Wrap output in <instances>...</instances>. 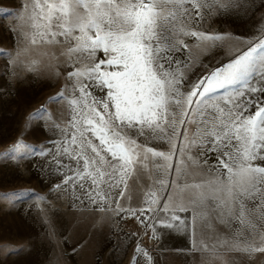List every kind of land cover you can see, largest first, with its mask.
Returning <instances> with one entry per match:
<instances>
[{
	"label": "snow or ice",
	"instance_id": "6c2138e0",
	"mask_svg": "<svg viewBox=\"0 0 264 264\" xmlns=\"http://www.w3.org/2000/svg\"><path fill=\"white\" fill-rule=\"evenodd\" d=\"M247 7L244 0H24L16 19L26 46L14 57L4 53L10 63H22L29 46L49 45L62 49L71 68L61 91L48 98L64 102L70 120L61 126L42 105L28 125L43 121L47 130L51 122L61 134L50 142L55 154L47 153L62 176L56 189L70 187L81 199L79 188L89 203L109 209L115 199L117 214L147 221L153 235L156 223L190 231L193 251L207 253L210 261L241 264L247 257L250 264L264 254V24L248 38L193 27L205 12ZM189 38L196 43H186ZM229 40L242 47L234 45L226 62L192 80L200 63L192 49L206 54ZM39 63L25 67L36 71ZM154 142L169 150H157ZM37 150L45 154L21 140L10 149L21 159ZM212 156L214 164H201V157ZM190 168H206L197 175L211 178L187 183ZM146 176L147 187L141 184ZM133 186L140 206L124 207L121 200L132 199ZM174 189L189 194L187 204L174 203ZM27 191L4 195L15 199ZM189 208L190 220L177 214ZM213 221L230 234L209 244L204 232L215 230ZM134 252L151 264L139 244Z\"/></svg>",
	"mask_w": 264,
	"mask_h": 264
},
{
	"label": "rangeland",
	"instance_id": "374dc122",
	"mask_svg": "<svg viewBox=\"0 0 264 264\" xmlns=\"http://www.w3.org/2000/svg\"><path fill=\"white\" fill-rule=\"evenodd\" d=\"M24 0H0V264H149L143 253H135L139 244L151 257V264H220L219 260L210 261L207 253L193 251V237L190 231L182 228H166L155 224V235L147 227V221L141 223L135 217L117 214L115 199L111 209L100 204L93 205L83 198V192L56 189L62 176L54 171L52 155L56 148L53 141H59L61 134L51 122L47 130L43 121L29 127L30 114L46 105L52 119L63 126L70 120L69 109L64 102L48 103V98L60 92L65 76L71 68L64 64L59 46H29L28 55H22L21 62L10 63L12 57L4 53H15L26 46L19 34L20 22L16 13L21 10ZM247 8H239L226 13L209 16L193 27L214 33H232L237 37H256L259 27L264 24V0H244ZM27 30V29H25ZM194 45V39H186ZM235 45V41H226L206 54L193 48L194 55L200 57V63L193 69L191 79L224 63L229 58L226 53ZM242 47V45H235ZM48 52V56L42 55ZM52 53L56 58L52 57ZM102 58V53L99 54ZM186 55V54H185ZM181 59L184 55H181ZM31 60L40 61L36 71H29L25 64ZM59 72V76L56 73ZM99 94V93H97ZM21 140L28 144L43 147L45 154L37 150L35 155L26 158H13L10 151L13 144ZM160 151H168L167 143L154 142ZM7 151V155H5ZM207 159L214 164L215 157H201V164ZM68 163L67 158L64 160ZM207 169L190 168L185 177L187 183L210 179ZM155 175V174H154ZM151 183L144 177L141 184L147 187ZM28 190L22 197L5 198V193ZM174 203L188 202L189 194L172 190ZM115 196V194H114ZM142 196L133 186L132 199L121 200L124 207H139ZM193 209L177 213L190 220ZM214 229H207L204 236L209 244L217 236L230 234L228 229L213 221ZM235 227V225H234ZM247 233L245 232V235ZM200 237L197 231V242ZM241 264H249L244 257ZM250 264H264V254H257Z\"/></svg>",
	"mask_w": 264,
	"mask_h": 264
}]
</instances>
